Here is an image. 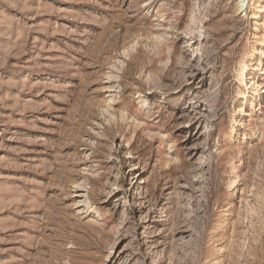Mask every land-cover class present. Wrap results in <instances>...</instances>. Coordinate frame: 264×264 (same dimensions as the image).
Listing matches in <instances>:
<instances>
[{"label":"rangeland","instance_id":"obj_1","mask_svg":"<svg viewBox=\"0 0 264 264\" xmlns=\"http://www.w3.org/2000/svg\"><path fill=\"white\" fill-rule=\"evenodd\" d=\"M0 264H264V0H0Z\"/></svg>","mask_w":264,"mask_h":264},{"label":"bare ground","instance_id":"obj_2","mask_svg":"<svg viewBox=\"0 0 264 264\" xmlns=\"http://www.w3.org/2000/svg\"><path fill=\"white\" fill-rule=\"evenodd\" d=\"M241 3H243V0H241Z\"/></svg>","mask_w":264,"mask_h":264}]
</instances>
